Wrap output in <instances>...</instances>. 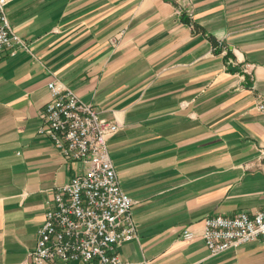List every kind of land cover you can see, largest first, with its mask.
I'll list each match as a JSON object with an SVG mask.
<instances>
[{"label": "crops", "instance_id": "crops-1", "mask_svg": "<svg viewBox=\"0 0 264 264\" xmlns=\"http://www.w3.org/2000/svg\"><path fill=\"white\" fill-rule=\"evenodd\" d=\"M6 11L30 51L0 55V264H29L47 202L81 168L38 134L54 78L118 125L110 155L138 227L124 264H264L260 240L212 254L202 237L207 216L264 208V0Z\"/></svg>", "mask_w": 264, "mask_h": 264}, {"label": "built area", "instance_id": "built-area-1", "mask_svg": "<svg viewBox=\"0 0 264 264\" xmlns=\"http://www.w3.org/2000/svg\"><path fill=\"white\" fill-rule=\"evenodd\" d=\"M8 1L0 0V55L30 51L9 20ZM111 42L117 44L118 37ZM48 89L38 134L50 138L66 162H79L81 168L47 202L29 264H124L118 247L137 238L138 227L134 199L123 190L110 155L108 141L118 125L102 118L94 104L82 101L64 81L54 78ZM258 108L264 111V101ZM182 236L195 238L189 229ZM202 237L212 254L258 240L264 246V208L207 216Z\"/></svg>", "mask_w": 264, "mask_h": 264}, {"label": "trees", "instance_id": "trees-1", "mask_svg": "<svg viewBox=\"0 0 264 264\" xmlns=\"http://www.w3.org/2000/svg\"><path fill=\"white\" fill-rule=\"evenodd\" d=\"M214 43L217 44V41L215 39H213Z\"/></svg>", "mask_w": 264, "mask_h": 264}]
</instances>
